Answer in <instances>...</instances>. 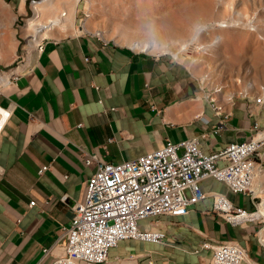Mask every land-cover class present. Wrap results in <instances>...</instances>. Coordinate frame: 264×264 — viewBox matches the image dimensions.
<instances>
[{
	"label": "crops",
	"instance_id": "1",
	"mask_svg": "<svg viewBox=\"0 0 264 264\" xmlns=\"http://www.w3.org/2000/svg\"><path fill=\"white\" fill-rule=\"evenodd\" d=\"M30 12L29 0H0V71L12 72L0 86V107L10 112L0 129V264L53 263L72 206L85 202L100 162L137 160L170 140L193 138L205 153H216L249 140L254 123L264 127V107L250 116L247 101L234 98L216 100L229 115L223 122L209 99L213 92L167 53L79 33L78 12L72 29L53 31L41 51L27 47L26 57L29 30L20 24ZM222 43L227 49L230 41ZM44 166L50 169L40 174ZM200 187L208 196L187 215L140 223L144 231L164 232L161 243L122 241L110 251V263L210 264L213 250L204 244L228 241L247 250L244 264H264L261 225L229 223L214 211L212 195L252 212L251 199L213 178ZM44 249H51L46 257Z\"/></svg>",
	"mask_w": 264,
	"mask_h": 264
},
{
	"label": "built area",
	"instance_id": "2",
	"mask_svg": "<svg viewBox=\"0 0 264 264\" xmlns=\"http://www.w3.org/2000/svg\"><path fill=\"white\" fill-rule=\"evenodd\" d=\"M39 1L29 0L30 8ZM87 18L89 15L84 13L83 21ZM234 19L231 17L229 23L237 24ZM84 33L105 39L100 33ZM24 41L30 42L31 37ZM42 42L37 44L36 50L43 49ZM23 50L27 57L26 47ZM18 61L24 62L22 54ZM243 98L250 116L256 114L253 109L264 107L263 96L253 100ZM212 101L216 113L222 115V121L229 119L221 106ZM0 109L4 111L0 114L5 122L10 112ZM49 169L44 166L40 174ZM207 178L225 183L233 194L248 196L256 208L247 211L235 206L225 195L214 193V211L233 225L257 223L261 225V234L264 228L261 209L264 202V127L254 123L249 140L231 143L216 153H205L198 139L193 138L179 143L170 140L162 148L137 160L120 164L100 162L90 178L85 202L72 206V222L63 228L58 241L63 250L51 264H110V251L122 241L161 243L166 237L164 232L144 231L140 223L163 215H187L191 207L208 196L200 187L201 181ZM67 198L65 195L63 200L67 201ZM35 205V201L29 204L30 207ZM259 240L264 244L261 236ZM204 247L213 250L210 264H244L248 261L247 250L237 243L226 241L204 244ZM50 250H43L44 257Z\"/></svg>",
	"mask_w": 264,
	"mask_h": 264
},
{
	"label": "rangeland",
	"instance_id": "3",
	"mask_svg": "<svg viewBox=\"0 0 264 264\" xmlns=\"http://www.w3.org/2000/svg\"><path fill=\"white\" fill-rule=\"evenodd\" d=\"M91 1V18L87 22L89 32L100 31L106 40L124 46H130L132 40L173 43L170 49L150 53L176 54L177 41L189 40L195 29L201 28L199 25L205 26L208 30L199 33L190 53L180 56L179 61L186 64L211 93L214 88H223L222 95L214 94L218 100L229 96H234V100H245L240 95L245 92L260 96V87L264 85V0ZM86 8L82 1L78 6V24L84 22ZM47 12L51 14L50 10ZM63 12L60 9L56 15ZM50 17L45 15L41 20L47 21ZM231 17L238 23L228 28L218 27L220 22H229ZM18 31L22 36L20 28ZM217 35L222 37L219 44H215ZM225 37L230 41L227 49L222 43ZM202 47L204 49L200 50ZM15 67L12 65L5 71ZM246 68L253 69V73H245ZM200 69L201 73L198 72ZM249 85L254 88L251 90Z\"/></svg>",
	"mask_w": 264,
	"mask_h": 264
},
{
	"label": "bare ground",
	"instance_id": "4",
	"mask_svg": "<svg viewBox=\"0 0 264 264\" xmlns=\"http://www.w3.org/2000/svg\"><path fill=\"white\" fill-rule=\"evenodd\" d=\"M84 1L87 5V8L85 9L86 14L89 15V18H87L84 22H82L81 24H79V33H84V32H89L90 30H88L87 28V22L88 20L91 18V12H90V7L92 4V1L90 0H40L38 4H36L33 9L31 8V16L27 17L25 20V27H27V29L29 30V36L31 37V41L27 43L25 42L22 45V49L23 47H33L36 49L37 44L41 43L42 44L46 41L49 40L50 35L53 31H61L63 33H65L66 31H68L69 29H72V27L74 26V22H75V16L78 12V6L79 4ZM30 6V5H29ZM62 9L64 12L61 15H56L58 13V11ZM47 10H50L49 15H51V17L49 18V20L47 21H43L41 20V17H44L45 15L48 14ZM84 16V14H83ZM83 20V19H82ZM234 24H230L229 22H220L218 27L223 29V28H228L231 27ZM201 28H197L195 29V33L193 34V36L185 41V40H179L177 42H179V47L176 48V54H169L167 53L170 57L173 56L176 60H174L172 57V59L174 61H179V57L182 56L183 54H188L190 53V51L192 50V43H194L195 41L198 40V35L199 33H201L202 31H207L205 26L199 25ZM21 27V26H20ZM77 28V27H76ZM96 33H100L102 34V32H96ZM103 35V34H102ZM27 37V38H28ZM26 38V39H27ZM216 41L215 44H219L222 40V37L217 35L216 36ZM183 41V42H181ZM176 42V43H177ZM173 43H171V45L169 44H161L158 43L156 41H140V40H132L130 42V48L133 50H139L141 52L144 53H150L151 51H156V50H163V49H170V46ZM216 46V45H215ZM143 48V49H142ZM200 50L204 49V47L199 48ZM22 54V53H21ZM20 54V55H21ZM19 56V55H18ZM18 56L16 59V62H18L20 64V62L18 61ZM12 72H3L0 71V86L6 84L11 77ZM203 82V81H202ZM264 86V85H262ZM262 86L260 87V96H263L264 99V88L262 89ZM249 88L252 90L254 87L252 85H249ZM215 91L211 94L210 96V101L212 106L214 107V104L212 103L214 100L216 102V98L214 97V94L217 93L219 95H221L223 93V88H214ZM243 97H247L249 98V100H253L255 99V95L253 93L250 92H245L240 94ZM234 96H229L227 97V101L228 102H232ZM222 109V107H221ZM2 110L0 109V112ZM4 113V111H2ZM4 118L3 116L0 114V127L4 124ZM260 126V125H259ZM262 127V126H260ZM262 209V213L264 215V202L262 203L261 206ZM264 220V217H263ZM261 239L264 241V228L261 231Z\"/></svg>",
	"mask_w": 264,
	"mask_h": 264
}]
</instances>
